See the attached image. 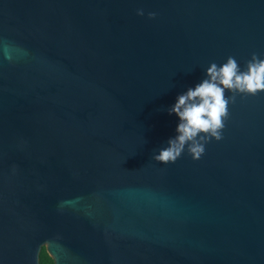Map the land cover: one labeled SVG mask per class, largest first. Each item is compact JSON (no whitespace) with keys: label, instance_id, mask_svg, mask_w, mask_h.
<instances>
[{"label":"water","instance_id":"water-1","mask_svg":"<svg viewBox=\"0 0 264 264\" xmlns=\"http://www.w3.org/2000/svg\"><path fill=\"white\" fill-rule=\"evenodd\" d=\"M254 52L264 0H0V264H264V91L152 159L176 97Z\"/></svg>","mask_w":264,"mask_h":264},{"label":"clouds","instance_id":"clouds-1","mask_svg":"<svg viewBox=\"0 0 264 264\" xmlns=\"http://www.w3.org/2000/svg\"><path fill=\"white\" fill-rule=\"evenodd\" d=\"M138 15L143 10H137ZM149 17L155 13H148ZM233 95L227 96L225 92ZM264 91V58L254 52L245 61V68L232 56L219 66L212 62L205 69L203 78L194 87L176 97L167 111L178 117L176 135L167 141V146L153 154L152 159L161 163L175 162L187 150L193 159L204 153V145L210 139H222L221 130L228 117V104L236 94L256 95Z\"/></svg>","mask_w":264,"mask_h":264},{"label":"trees","instance_id":"trees-1","mask_svg":"<svg viewBox=\"0 0 264 264\" xmlns=\"http://www.w3.org/2000/svg\"><path fill=\"white\" fill-rule=\"evenodd\" d=\"M39 262L41 264H54L52 258L47 254L44 246L41 248L39 253Z\"/></svg>","mask_w":264,"mask_h":264}]
</instances>
